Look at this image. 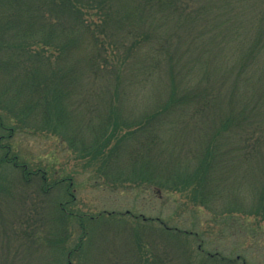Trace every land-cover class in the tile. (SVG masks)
<instances>
[{
  "label": "trees",
  "instance_id": "obj_1",
  "mask_svg": "<svg viewBox=\"0 0 264 264\" xmlns=\"http://www.w3.org/2000/svg\"><path fill=\"white\" fill-rule=\"evenodd\" d=\"M17 135L193 212L124 226L115 264H255L239 250L264 241V0H0V264H74L109 216L57 200L67 178L30 168ZM214 230L236 242L211 248Z\"/></svg>",
  "mask_w": 264,
  "mask_h": 264
},
{
  "label": "rangeland",
  "instance_id": "obj_2",
  "mask_svg": "<svg viewBox=\"0 0 264 264\" xmlns=\"http://www.w3.org/2000/svg\"><path fill=\"white\" fill-rule=\"evenodd\" d=\"M138 97L140 99L142 98V102L147 100L144 94H139ZM15 144L18 147V152L23 156V159L28 161L30 168L34 170L38 168L49 170L48 174L50 179H55L56 177L61 179L64 177L67 178L66 182L63 183L61 187V192L60 188L52 192L55 198L57 196V200L65 203L70 199L69 197H75L73 202L69 204L73 211L87 214V216L91 214L98 215L100 213H103L107 217L109 216L97 224V228L94 230L95 235L92 246L87 242L90 238H87L83 250H81L79 254L77 253L73 256L72 259L74 264H91L93 261L95 263L98 261V258L100 259L102 256H104V258L107 256L104 261L107 264H115L118 262V256L120 257L118 253L124 252L125 243L129 242L126 236L128 234L132 236L130 231H125V229L130 227L129 230H131L133 226H138L142 223L141 219H143V217H150L154 220L157 218L159 220L163 219L169 226H172L174 220H178L177 223L184 221L190 224L186 219L192 220L193 218V212L186 213L184 209L182 214L174 213L177 212L174 207V198H172L171 195L161 198L158 195L159 193L153 190V188H148L138 193L137 189H135L136 192H133L132 189L130 191H126L124 188L112 189L106 187L105 184L102 185L96 182L94 177L95 173L84 171L81 167L82 161L68 154L65 146L61 144L56 137L52 138V136L46 135L37 137L17 135ZM4 172L10 175L13 173L11 169ZM67 186L69 187L68 191L70 196L65 192ZM127 212H133V214ZM172 212L174 214L173 221ZM205 213L206 211L204 209L198 211V214L202 217L201 220H204ZM136 215L140 217L135 219L134 217ZM159 225L157 221L151 223V227L154 228L159 227ZM124 226L127 227L123 229ZM202 228L203 230L207 229L206 226L199 227L200 230H202ZM214 232L215 234L213 233L212 236H203L205 240L210 239L211 241L212 239V241H214L211 248L220 246L224 251V248L230 247L236 242V240L232 238H219L217 236L219 232L216 230H214ZM160 242L157 247L153 248V251L151 250V254L159 253L158 249L161 248L160 246H163ZM248 244H251L250 247L247 246L249 249L244 247L239 251L245 255L247 254L246 257L249 261L255 264H264V241L260 240ZM67 245L69 247L74 245V243L68 242ZM156 249L158 250L157 252L154 251ZM246 249H248L247 252H245ZM121 256L123 257H120L121 261H125L126 255L122 253Z\"/></svg>",
  "mask_w": 264,
  "mask_h": 264
}]
</instances>
